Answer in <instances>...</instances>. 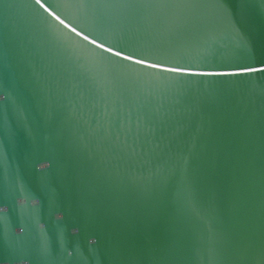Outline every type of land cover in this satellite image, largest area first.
<instances>
[{"label": "water", "instance_id": "obj_1", "mask_svg": "<svg viewBox=\"0 0 264 264\" xmlns=\"http://www.w3.org/2000/svg\"><path fill=\"white\" fill-rule=\"evenodd\" d=\"M0 264H264V0H0Z\"/></svg>", "mask_w": 264, "mask_h": 264}, {"label": "snow or ice", "instance_id": "obj_2", "mask_svg": "<svg viewBox=\"0 0 264 264\" xmlns=\"http://www.w3.org/2000/svg\"><path fill=\"white\" fill-rule=\"evenodd\" d=\"M39 2V0H37ZM116 55H120V53H116ZM125 59H128V57H125ZM143 61H137V63H142ZM150 67H158V65H150ZM196 65L188 63V64H181L177 63L174 67H168L161 69L163 73L168 72H180L183 73L185 77H196V76H202V75H217V74H226V73H203L198 71H192L191 69L195 68Z\"/></svg>", "mask_w": 264, "mask_h": 264}]
</instances>
